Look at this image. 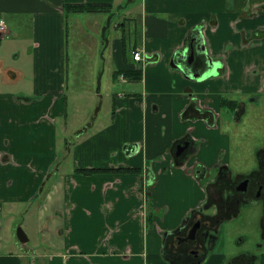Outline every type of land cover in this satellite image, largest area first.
Listing matches in <instances>:
<instances>
[{"label":"crops","instance_id":"obj_1","mask_svg":"<svg viewBox=\"0 0 264 264\" xmlns=\"http://www.w3.org/2000/svg\"><path fill=\"white\" fill-rule=\"evenodd\" d=\"M68 3L112 9L101 21L93 17L101 11L66 13ZM0 15L7 25L0 33V264H37L41 244H29L26 229L27 243L15 239L19 216L18 223L44 237L46 264H166L163 223L156 215L153 228L152 210L169 205L175 224L198 194L193 178L172 166L171 146L186 131L217 137L219 148L229 138L219 125L203 127L184 91L191 87L202 99L264 91V0H0ZM124 25L139 33L128 49L124 37L111 40L107 32ZM199 26L213 62L199 58L204 76L191 79L172 60H181L175 53ZM91 29L102 30L100 49H110L113 81L133 87L112 93L106 124L94 117L62 148L70 33L84 48ZM135 50L155 61L134 60ZM137 67L141 80L115 75ZM213 153L202 148L199 155L208 161ZM149 166L159 181L152 197ZM85 169L100 171H78ZM220 262L214 253L207 264Z\"/></svg>","mask_w":264,"mask_h":264},{"label":"flooded vegetation","instance_id":"obj_2","mask_svg":"<svg viewBox=\"0 0 264 264\" xmlns=\"http://www.w3.org/2000/svg\"><path fill=\"white\" fill-rule=\"evenodd\" d=\"M194 32L197 34L191 38L190 43H186L184 48L180 49L187 48V56L176 52L175 55L180 56L181 60L174 61V65L182 68L191 79L202 77L201 69H203L202 65H198L199 55L195 54L193 57L191 54L192 45L197 46L200 43L199 48L207 51L202 26L196 28ZM198 34L199 39H195ZM147 61H155V57L150 55ZM212 62L213 60L209 59L208 64L211 66ZM190 72H199L201 76L193 77ZM184 93H187L191 102L198 107L199 116L206 123V127L212 128L219 125L222 115L220 110L224 108L233 110L236 124L243 122L248 115L247 102L257 105L264 91L245 93L239 96L241 97L239 99L228 96H220V99L205 96L202 99L191 87H187ZM217 105H220L219 110L216 108ZM181 118L185 119L183 115ZM136 148L134 147L132 152ZM202 148H209V150L213 148L214 153L208 161L201 159L199 155ZM171 150L172 166L183 169L184 175H190L193 178L194 190L198 194L194 204L175 224H170L174 211L169 205L151 209V214L154 216L151 220L153 228L156 225V215L163 223V227L158 232L160 253L166 264H207L212 255L217 253V245L224 224L238 217L247 204L261 200L264 202V137L253 149L252 157L256 158L255 167L246 170L233 162L235 157L231 153L230 138L223 147L219 148L217 137L210 138L202 134L196 137L192 131H186L172 144ZM151 166L148 167L146 177L148 197L153 196L152 188L159 182ZM164 168H160L159 172L165 173ZM262 224L264 237V217ZM217 254L221 258V264H262L264 244L230 257H225L222 253Z\"/></svg>","mask_w":264,"mask_h":264},{"label":"rangeland","instance_id":"obj_3","mask_svg":"<svg viewBox=\"0 0 264 264\" xmlns=\"http://www.w3.org/2000/svg\"><path fill=\"white\" fill-rule=\"evenodd\" d=\"M106 12L101 14L93 13V17L97 20L105 19ZM104 16V17H103ZM127 22V21H125ZM93 28V26H92ZM107 29L111 40L116 37H124L128 47L133 46L139 41L138 29ZM91 37H85L87 46L82 47L79 39H75L70 33L69 42V73L68 86L65 90L66 98V115L58 122V145L65 148V139H75L77 131L83 128L87 123L91 122L96 117L97 125H103L112 118V110L114 107L113 92L118 89H128L133 87L127 82L113 81V65L109 52H105L101 48V32L102 30L91 29ZM96 35V37H95ZM138 40V41H137ZM98 44L97 49H89L90 44ZM81 45V46H80ZM128 51V58L130 57ZM131 62V59H128ZM133 61V60H132ZM137 86L141 84L139 81H134ZM231 93L229 96L233 97ZM241 95H236L237 99ZM248 101V99H246ZM248 115L245 120L236 124L233 118L235 114L232 109H221L220 128L225 131L231 141V153L234 155L233 162L236 165H241L244 170L252 169L256 165L255 156L252 157L254 147L259 144L264 137V94L260 95L257 105L247 102ZM261 106V107H258ZM200 112V111H199ZM247 118V119H246ZM88 121V122H87ZM87 122V123H86ZM203 124V123H202ZM69 125L68 128H66ZM204 122L203 127L205 128ZM72 163H68L70 166ZM181 175H183V170ZM195 189V186H192ZM196 195V194H195ZM21 215V214H20ZM263 217H264V202L257 201L247 204L241 214L227 221L221 232V237L217 245V253H222L225 257H230L233 254L244 250H253L264 244L263 237ZM13 229L15 239L17 238V228L21 226L24 231L30 232L31 239L29 244L40 243L39 257L36 260L37 264H46L48 257L44 256L46 250L43 240L38 238L37 230L34 233L29 231L28 226L20 224L21 216H19ZM11 229V231H13ZM26 229V230H25ZM8 235V230L5 232Z\"/></svg>","mask_w":264,"mask_h":264},{"label":"trees","instance_id":"obj_4","mask_svg":"<svg viewBox=\"0 0 264 264\" xmlns=\"http://www.w3.org/2000/svg\"><path fill=\"white\" fill-rule=\"evenodd\" d=\"M66 13H76V12H104L110 11L112 6L109 4H99V3H68L64 6ZM121 73L131 77L133 80H141L142 78V68L137 67L132 70H125V71H116L115 75L118 76ZM118 74V75H117ZM84 173H94L95 171L100 170H92V169H85V170H78Z\"/></svg>","mask_w":264,"mask_h":264},{"label":"water","instance_id":"obj_5","mask_svg":"<svg viewBox=\"0 0 264 264\" xmlns=\"http://www.w3.org/2000/svg\"><path fill=\"white\" fill-rule=\"evenodd\" d=\"M199 37L200 36L198 34V36H196L195 39H199ZM201 39H202V36H201ZM199 45H200V43L197 46L192 45L191 54H192L193 57H194L195 54L199 55L198 58H202L201 60L203 61V63H205V62L208 63L209 59H211V58L208 55L207 51H205L204 48H199ZM187 52H188L187 48L184 49V50L178 51V53H180L181 55H183L185 57L187 56ZM149 59H150V56L146 55V61L149 60ZM172 64H175L174 60L172 61ZM183 68H184V66H183ZM190 74L193 75V77L201 76V74H199V72H197V73L190 72ZM202 76H204V75L202 74ZM16 235H17L18 240L21 243H23V244L27 243L28 240H29L27 233L24 231V229L21 226H19L17 228Z\"/></svg>","mask_w":264,"mask_h":264},{"label":"built area","instance_id":"obj_6","mask_svg":"<svg viewBox=\"0 0 264 264\" xmlns=\"http://www.w3.org/2000/svg\"><path fill=\"white\" fill-rule=\"evenodd\" d=\"M6 29H7L6 22H5L4 18H3V16L0 15V33L5 32ZM133 55H134V60H136V61H145V59H146L144 54L140 50H135L133 52Z\"/></svg>","mask_w":264,"mask_h":264}]
</instances>
